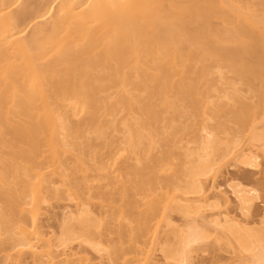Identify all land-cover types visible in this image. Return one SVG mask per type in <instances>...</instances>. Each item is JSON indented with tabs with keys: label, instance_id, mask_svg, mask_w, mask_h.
Instances as JSON below:
<instances>
[{
	"label": "bare ground",
	"instance_id": "bare-ground-1",
	"mask_svg": "<svg viewBox=\"0 0 264 264\" xmlns=\"http://www.w3.org/2000/svg\"><path fill=\"white\" fill-rule=\"evenodd\" d=\"M241 170L264 0H0V264H264Z\"/></svg>",
	"mask_w": 264,
	"mask_h": 264
},
{
	"label": "rangeland",
	"instance_id": "rangeland-1",
	"mask_svg": "<svg viewBox=\"0 0 264 264\" xmlns=\"http://www.w3.org/2000/svg\"><path fill=\"white\" fill-rule=\"evenodd\" d=\"M238 174H239V176H241L242 182L244 184H248V185H255L256 184V185L260 186L262 188V192H264V175L258 176L259 181L254 182L253 180H254V178H256V176L253 175L250 172V170H241ZM255 209L259 210L260 209V205L256 204L255 205ZM51 223L54 224L55 223V219H52ZM198 257H200V256H198ZM208 264H214L213 260H210L208 262Z\"/></svg>",
	"mask_w": 264,
	"mask_h": 264
}]
</instances>
